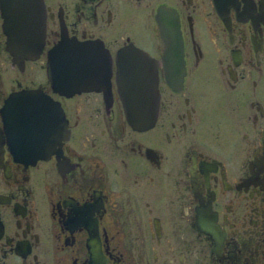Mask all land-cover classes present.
Instances as JSON below:
<instances>
[{"label":"flooded vegetation","instance_id":"flooded-vegetation-1","mask_svg":"<svg viewBox=\"0 0 264 264\" xmlns=\"http://www.w3.org/2000/svg\"><path fill=\"white\" fill-rule=\"evenodd\" d=\"M38 5L30 56L0 10V264H264V0ZM138 59L157 73L146 129L115 87Z\"/></svg>","mask_w":264,"mask_h":264},{"label":"water","instance_id":"water-1","mask_svg":"<svg viewBox=\"0 0 264 264\" xmlns=\"http://www.w3.org/2000/svg\"><path fill=\"white\" fill-rule=\"evenodd\" d=\"M30 3L33 5V3H37V0H0V8L4 19V29L7 33L10 36L16 34H19L20 36L25 35L24 42L34 40V44L36 45L35 49L14 48L16 53L27 55L39 51V44H41V23L38 10L35 8V4L33 8L24 7L25 4ZM31 20L34 22L30 23ZM25 37L28 38L27 41H25ZM160 37L162 43L165 45L164 54L168 55L170 59L169 65L175 69L178 62L180 63L181 56L179 33L174 22L165 23V25L161 27ZM13 42L16 43V41ZM50 53V60L52 58L62 60L67 57L65 49L58 48ZM134 71L136 70L132 68L130 76L125 75L124 78L126 79L117 82V91L128 123L132 126L144 129L152 125L156 116V111L153 113V108L149 105L151 104V96L147 93L152 87L155 88L156 81H152L153 78H151V74L146 73V79L139 82L135 79L137 74H135ZM64 74L66 75L65 72ZM143 108L147 109L145 114L141 112ZM144 116H146L145 122L142 121Z\"/></svg>","mask_w":264,"mask_h":264},{"label":"bare ground","instance_id":"bare-ground-1","mask_svg":"<svg viewBox=\"0 0 264 264\" xmlns=\"http://www.w3.org/2000/svg\"><path fill=\"white\" fill-rule=\"evenodd\" d=\"M40 5H42V4H40ZM35 8L38 10V14H39V16L41 17V11L38 9V4L37 3H35ZM162 10V9H161ZM168 10V9H167ZM170 11V10H169ZM173 13V12H172ZM164 15V14H163ZM172 16H173V14H172ZM159 17V16H158ZM161 17H163V16H161ZM174 18V17H173ZM160 20V19H159ZM42 25H43V23L41 22V25H40V29H42ZM43 34V33H42ZM41 34V35H42ZM42 37H43V35H42ZM74 39V38H73ZM28 40V38L27 37H25V41H27ZM42 40V39H41ZM8 43V42H7ZM95 43H96V41H95ZM85 44H86V42H85ZM90 44H91V42H90ZM99 44V43H98ZM32 45H33V43H32ZM17 46V45H16ZM31 46V45H30ZM22 48V47H21ZM27 48V47H26ZM39 49L41 50V44H39ZM132 49V48H131ZM82 50V49H81ZM134 50V49H133ZM136 50V49H135ZM50 52V51H49ZM85 52V51H84ZM139 52V51H138ZM86 53V52H85ZM14 56V55H13ZM18 56V55H17ZM16 56V57H17ZM24 56H26V55H24ZM23 56V57H24ZM37 57V56H36ZM14 59H15V57H14ZM26 59V58H25ZM162 65H164L163 67L166 69H168V70H171V72H170V79L169 80H167V78L165 79L166 80V82H168L169 84H173L174 85V83H175V79H174V77L172 76V74H173V70H174V68L172 67V66H170L169 65V63H170V59H169V56L168 55H164V56H162ZM85 60V59H84ZM97 60V59H96ZM15 61V60H14ZM98 61V60H97ZM103 61H104V59H103ZM111 61V60H110ZM120 61V60H119ZM137 61V60H136ZM19 62V61H18ZM116 62H117V60H116ZM100 63V62H99ZM148 62H144V60H142V59H138V61L137 62H134L133 64H134V66H133V68L136 70V71H134L135 72V74H137V77L135 78V79H137L139 82H142V81H144L145 79H146V73H148V74H151V78H153L152 79V81H156V86H155V88L154 87H152V89H150V90H148L147 91V93L151 96V104H149L152 108H153V113H154V111L156 110V95L158 96V88H157V77L155 76V75H157V73H155L156 72V70H155V68L152 66V65H150V64H147ZM19 64V63H18ZM98 64V63H97ZM122 64V63H121ZM126 64H128V63H126ZM71 65V64H70ZM84 65V64H83ZM93 65V64H92ZM109 67V66H108ZM148 67H150V68H148ZM163 69V68H162ZM164 69V70H165ZM121 70V69H120ZM128 70H131V68H128ZM155 70V71H154ZM49 71V70H48ZM102 71V70H101ZM123 72V71H122ZM49 73V72H48ZM105 74V73H104ZM167 73H165V72H163V75H166ZM153 75H154V77H153ZM175 77H176V75H175ZM65 78V77H64ZM81 78V77H80ZM106 79V78H105ZM80 81V80H79ZM82 81V80H81ZM85 81V80H84ZM173 81H174V83H173ZM69 82V81H68ZM70 83V82H69ZM72 83V82H71ZM71 86H72V84H71ZM93 86V85H92ZM95 86V85H94ZM113 86V85H112ZM97 87H98V85H97ZM96 87V88H97ZM101 88V87H100ZM71 89V88H70ZM64 90V89H63ZM84 90H85V88H84ZM87 90V89H86ZM94 90V89H93ZM67 91V90H66ZM71 91V90H70ZM69 91V92H70ZM140 98V97H139ZM48 102V101H47ZM148 103H149V101H148ZM31 107V106H30ZM27 108V107H26ZM29 108V107H28ZM34 112V111H33ZM141 112H143V114H145L146 112H147V109H145V108H143L142 110H141ZM21 115V114H20ZM33 115V114H32ZM24 116V115H23ZM29 117V116H28ZM143 120L142 121H146V116H144L143 118H142ZM27 121V120H26ZM64 123V122H63ZM133 128V127H132ZM134 129V128H133ZM145 129V128H144ZM44 136V135H43ZM48 136V135H47ZM45 138V137H44ZM49 138V137H48ZM50 139V138H49ZM199 181V180H198ZM255 185V184H254ZM259 186V185H258ZM200 189V188H199ZM201 191V190H200ZM198 195V194H197ZM210 197V196H209ZM209 199V198H208ZM197 201V200H196ZM210 210V209H209ZM210 212V211H209ZM208 215V214H207ZM200 217V216H199ZM201 221V220H200ZM203 222V221H202ZM204 223V222H203ZM205 224V223H204ZM213 226V225H212ZM215 228V227H214ZM209 231V230H208ZM207 232V231H206ZM104 234V233H103ZM112 236H113V234H112ZM245 244V243H244ZM249 244V243H248ZM116 249V248H115ZM243 250V249H242ZM112 251V250H111ZM106 253V252H105ZM112 253V252H111ZM119 253V252H118ZM237 254V253H236ZM110 256H112V255H110ZM71 262V261H70ZM91 262V261H90Z\"/></svg>","mask_w":264,"mask_h":264},{"label":"rangeland","instance_id":"rangeland-1","mask_svg":"<svg viewBox=\"0 0 264 264\" xmlns=\"http://www.w3.org/2000/svg\"><path fill=\"white\" fill-rule=\"evenodd\" d=\"M156 111V110H155ZM155 111H154V113H155Z\"/></svg>","mask_w":264,"mask_h":264}]
</instances>
